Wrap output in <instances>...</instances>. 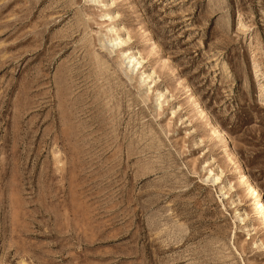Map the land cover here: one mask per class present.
I'll return each mask as SVG.
<instances>
[{
	"label": "rangeland",
	"instance_id": "rangeland-1",
	"mask_svg": "<svg viewBox=\"0 0 264 264\" xmlns=\"http://www.w3.org/2000/svg\"><path fill=\"white\" fill-rule=\"evenodd\" d=\"M250 182L264 0H0V264H264Z\"/></svg>",
	"mask_w": 264,
	"mask_h": 264
},
{
	"label": "bare ground",
	"instance_id": "bare-ground-1",
	"mask_svg": "<svg viewBox=\"0 0 264 264\" xmlns=\"http://www.w3.org/2000/svg\"><path fill=\"white\" fill-rule=\"evenodd\" d=\"M116 40H117V42H116ZM113 41H114V45H121V44L125 43V39H120V38L114 39ZM126 55H124L125 59H126V63L125 64L129 65L130 67H132V69H136L139 66H141L140 65L141 61H140L139 58H137L134 55H130V53H128L127 56ZM147 77H149V76H145L143 78V80L145 78H147ZM159 97H161V94H159ZM243 177H244V175L241 174L240 181L243 180ZM218 179H219L218 176H216V177L213 178V181L216 182ZM247 194L248 195L250 194L254 198V200L256 201L255 202V207H254L255 211H253V212H255L256 218L261 220L262 223H264V203H263V200L261 199L260 192L258 191L257 186L254 183L250 182L249 185L247 186Z\"/></svg>",
	"mask_w": 264,
	"mask_h": 264
}]
</instances>
